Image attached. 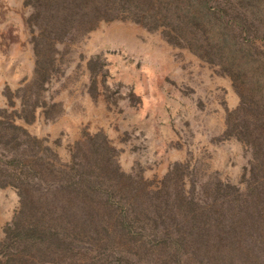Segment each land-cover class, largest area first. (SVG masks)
<instances>
[{"label":"rangeland","instance_id":"obj_1","mask_svg":"<svg viewBox=\"0 0 264 264\" xmlns=\"http://www.w3.org/2000/svg\"><path fill=\"white\" fill-rule=\"evenodd\" d=\"M28 2L0 0V243L21 206H108L82 171L125 206H264V126L242 124L239 92L259 99L249 75L232 79L192 35L174 45L164 26L118 19L77 38L44 82ZM98 135L113 164L95 160Z\"/></svg>","mask_w":264,"mask_h":264},{"label":"trees","instance_id":"obj_2","mask_svg":"<svg viewBox=\"0 0 264 264\" xmlns=\"http://www.w3.org/2000/svg\"><path fill=\"white\" fill-rule=\"evenodd\" d=\"M28 4L34 9L29 24L36 75L42 81L59 70L61 55L77 38L83 39L103 22L151 21L154 29L165 27L163 35L174 45L192 35L203 58L206 54L232 79L249 75L251 93L259 99L249 102L239 92L242 110L246 107L248 112L243 130L263 128L264 0H115L117 6L111 0H30ZM232 119L228 134L233 132ZM100 137L88 138L95 160L108 156L106 164H113L114 149ZM181 171L180 165L173 169L175 174ZM115 173L124 175L118 169ZM80 176L93 193L104 194L108 206H21L5 229L0 264H264V206H125L112 201L113 192L102 189L101 177L91 182L86 172ZM104 178L112 180L110 175Z\"/></svg>","mask_w":264,"mask_h":264},{"label":"crops","instance_id":"obj_3","mask_svg":"<svg viewBox=\"0 0 264 264\" xmlns=\"http://www.w3.org/2000/svg\"><path fill=\"white\" fill-rule=\"evenodd\" d=\"M25 41H26V40L23 41L24 48H26V42H25ZM25 51H26V49H25ZM25 51H24V52H25ZM1 85H2L3 87H4L5 85H7V84H6V81H3V82L1 83Z\"/></svg>","mask_w":264,"mask_h":264}]
</instances>
